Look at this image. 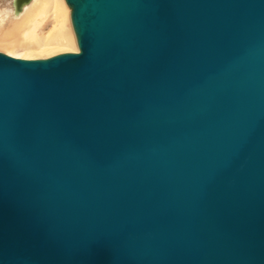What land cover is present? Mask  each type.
<instances>
[{"label":"water","instance_id":"1","mask_svg":"<svg viewBox=\"0 0 264 264\" xmlns=\"http://www.w3.org/2000/svg\"><path fill=\"white\" fill-rule=\"evenodd\" d=\"M66 1L0 52V264H264V0Z\"/></svg>","mask_w":264,"mask_h":264},{"label":"bare ground","instance_id":"2","mask_svg":"<svg viewBox=\"0 0 264 264\" xmlns=\"http://www.w3.org/2000/svg\"><path fill=\"white\" fill-rule=\"evenodd\" d=\"M58 1L59 0H32L29 4L24 6L21 13L16 14L12 0L11 9L0 10V25L11 19V21H17V26H13V31L18 29L21 30V26L27 27L26 29L28 30H26V32L22 31L26 34V40L22 46L23 49L37 47V50L49 51L52 49L69 48L73 50V52H79L77 39L72 29L67 25L69 20L72 23V10H70L71 8L68 10L67 7H65L66 5L64 6L63 3L59 4ZM50 13H52L51 16H53L54 24L48 32V35L43 37L38 32V29L42 21L49 17ZM0 46L7 49L10 55L13 54L11 56H14V51H12V49L16 47L15 43L0 42Z\"/></svg>","mask_w":264,"mask_h":264},{"label":"rangeland","instance_id":"3","mask_svg":"<svg viewBox=\"0 0 264 264\" xmlns=\"http://www.w3.org/2000/svg\"><path fill=\"white\" fill-rule=\"evenodd\" d=\"M58 2H59V4L63 3L64 6L66 5L65 7H67L68 10L70 9V6L67 4L66 0H59ZM11 4H12V0H0V10L11 9ZM51 15H52V13H50L49 17L46 18L47 20L44 19V21H42V23H41V25L43 24L42 27H41V25L39 26L38 32L43 37L48 35V32L50 31V29L52 28V26L54 24L53 23L54 22L53 16H51ZM9 20L6 23L0 25V42L15 43L16 47H14V49H12V51H14V56H17V58L18 57L19 58H24L25 57L24 59H26V58L27 59H41V58H48V57H51V56H54V55H57V54H60V53L73 52V50H71L69 48H61V49H54V50L52 49V50H49V51L37 50V47H34L35 49L34 48L23 49L22 46L25 43V40H26V36L25 35L26 34L24 32H22V31L26 32V30H28V29H26L27 27L25 28V27H22L20 25L21 26V30L18 29V30L13 31L12 30L13 26L14 25L17 26L16 25L17 21L16 20L15 21H11V19H9ZM67 25H68L69 28L72 29L73 34H74V36L76 38V34H75L73 25L70 22V20H69V22H67ZM0 52L9 54V51L7 49H5L4 47H2V46H0ZM11 55H13V54H11Z\"/></svg>","mask_w":264,"mask_h":264}]
</instances>
